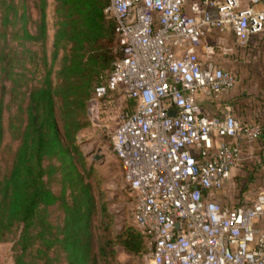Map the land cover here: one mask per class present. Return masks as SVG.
Returning a JSON list of instances; mask_svg holds the SVG:
<instances>
[{"label": "built area", "instance_id": "obj_1", "mask_svg": "<svg viewBox=\"0 0 264 264\" xmlns=\"http://www.w3.org/2000/svg\"><path fill=\"white\" fill-rule=\"evenodd\" d=\"M110 0L122 55L100 96L122 90L135 100L112 138L134 197L133 220L151 245L152 264H264V189L222 206L214 194L242 166L244 142L260 125L240 121L230 105L206 111L198 98L220 99L236 84L201 43L213 29L245 45L264 29V0ZM180 225V227H178Z\"/></svg>", "mask_w": 264, "mask_h": 264}, {"label": "trees", "instance_id": "obj_2", "mask_svg": "<svg viewBox=\"0 0 264 264\" xmlns=\"http://www.w3.org/2000/svg\"><path fill=\"white\" fill-rule=\"evenodd\" d=\"M54 1L49 52V0H0V143L5 108L20 141L10 168L0 170V243L14 242L16 264H98V256L111 264L117 245L147 251L146 236L134 227L113 235L106 207L97 236L98 201L78 134L123 39L107 12L110 0ZM53 206L62 220H53Z\"/></svg>", "mask_w": 264, "mask_h": 264}, {"label": "rangeland", "instance_id": "obj_3", "mask_svg": "<svg viewBox=\"0 0 264 264\" xmlns=\"http://www.w3.org/2000/svg\"><path fill=\"white\" fill-rule=\"evenodd\" d=\"M48 30H49V52L52 51L54 37L56 33L55 1L48 2ZM38 11V10H37ZM231 49L222 46L217 34L210 33L202 41L210 43L216 52L217 64L225 69L236 72L233 68V46L232 37L229 38ZM222 47V49L220 48ZM225 52H227L225 54ZM248 63V62H246ZM249 64V63H248ZM57 67V66H56ZM237 73V72H236ZM235 73V75H236ZM135 100L128 97L122 90L112 91L104 95H96L89 101L88 120L89 125L82 129L78 134V143L83 151L87 166L91 168L89 180L93 185L99 212L95 218L97 236L101 230L98 226L101 224V209H106L113 215V235L122 232L128 227H134L137 230L133 220L134 197L123 179V170L121 162L115 154L112 147V138L120 122L123 113L132 110L135 107ZM13 110L6 108L3 113L4 133L0 143V170L4 171L10 168L19 140L13 139L10 128V116ZM99 154V159H94V155ZM250 165L252 167H250ZM256 166H262V163L256 164L250 162L242 170L236 172L233 178L220 189L212 199L222 204V206L234 205L239 203L243 193L255 184L264 188V176L262 172H256ZM254 169V170H253ZM257 176H255L256 174ZM262 174V176H261ZM52 187L56 192H60V185L57 181L52 182ZM52 218L55 221L62 220L63 211L57 206L52 208ZM13 241L0 243V264H13L14 252ZM147 251L141 254H132L127 252L121 245L116 246L115 260L111 264H152L150 253L151 245L146 239ZM99 263L104 264V260L98 256Z\"/></svg>", "mask_w": 264, "mask_h": 264}, {"label": "crops", "instance_id": "obj_4", "mask_svg": "<svg viewBox=\"0 0 264 264\" xmlns=\"http://www.w3.org/2000/svg\"><path fill=\"white\" fill-rule=\"evenodd\" d=\"M192 1L193 0H184L187 9H189ZM248 3L249 0L243 1V4ZM210 33L217 34L222 46H227L226 48L228 49H231V47L228 46L231 43L229 38L232 37L234 41L233 68L237 73L233 70L232 71L236 73L237 80L233 89L229 93L223 95L220 99H216L212 96H204L198 98V101L202 107L210 113H219L225 105H230L234 115L240 121L257 124L262 127L263 133L255 143H242L243 157L246 158L250 156V158L247 159V162H245V159L242 166L233 169L231 179L236 172L242 170L244 166L254 161L256 164L262 163V166H256L255 169L256 172H262L264 176V29L252 34L245 45L238 44L234 34L229 31L213 29L212 31L207 32L206 36ZM207 45L211 44L201 43L200 53L202 56L204 52H207L205 50ZM220 48L222 49V47ZM226 53L227 52H225V54ZM215 56L216 52H214L213 57L216 60ZM250 167L252 166L250 165ZM255 176H257V174ZM255 187L262 188L255 184L247 190H253ZM215 196L216 195H214V197ZM10 262L13 264L12 260H10Z\"/></svg>", "mask_w": 264, "mask_h": 264}, {"label": "water", "instance_id": "obj_5", "mask_svg": "<svg viewBox=\"0 0 264 264\" xmlns=\"http://www.w3.org/2000/svg\"><path fill=\"white\" fill-rule=\"evenodd\" d=\"M100 155L99 154H95L94 155V159H99ZM178 227H180V225H178Z\"/></svg>", "mask_w": 264, "mask_h": 264}]
</instances>
